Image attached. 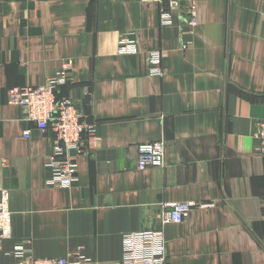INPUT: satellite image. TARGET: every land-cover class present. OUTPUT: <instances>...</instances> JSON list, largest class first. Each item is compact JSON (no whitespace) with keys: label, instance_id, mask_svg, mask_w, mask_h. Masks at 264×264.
Instances as JSON below:
<instances>
[{"label":"crops","instance_id":"0c3cea01","mask_svg":"<svg viewBox=\"0 0 264 264\" xmlns=\"http://www.w3.org/2000/svg\"><path fill=\"white\" fill-rule=\"evenodd\" d=\"M0 0V202L10 236L36 258L81 254L83 264H120L125 234L157 228L167 202H194L164 225L170 264H264V0H195L191 27L168 2ZM134 32L137 53L119 54ZM186 44V46H183ZM162 55L160 76L147 53ZM70 61L57 88L101 137L77 159V181L45 184L52 135L7 103L12 87L44 84ZM30 129L28 138L23 136ZM164 140V166L139 169L136 146Z\"/></svg>","mask_w":264,"mask_h":264},{"label":"built area","instance_id":"2783aa9c","mask_svg":"<svg viewBox=\"0 0 264 264\" xmlns=\"http://www.w3.org/2000/svg\"><path fill=\"white\" fill-rule=\"evenodd\" d=\"M156 2L162 0H141ZM183 1V3H182ZM185 5L189 17L188 24H196L195 0H171L168 9L161 8L159 20L161 25L171 23L172 10ZM186 46V44H183ZM119 54L137 53L134 32L125 33L118 42ZM149 73L160 76L161 52L153 50L147 53ZM70 61L62 64L55 75L47 77L44 84L12 87L7 90V103L20 107L24 112V120L32 122L40 132L52 135L49 159L45 164L48 177L45 184L68 188L77 181V159L95 149L101 141L96 125L87 119L85 113L76 105L70 96L57 94V88L67 83ZM30 129H25L23 136L28 138ZM254 136L259 141L255 150L257 156L264 151V121L255 127ZM164 140L143 142L136 146L137 167L139 169L164 166ZM4 199L0 202V242L10 236V213ZM195 207H206V204L194 202H167L161 205L156 214L158 227L131 232L123 236V249L120 264H170L166 255V241L163 227L169 223H181ZM13 255L17 264H83L88 261L81 254L61 258H36L27 242L16 244Z\"/></svg>","mask_w":264,"mask_h":264}]
</instances>
